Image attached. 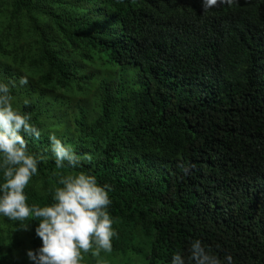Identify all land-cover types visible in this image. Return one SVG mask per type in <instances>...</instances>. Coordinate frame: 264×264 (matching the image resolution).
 I'll use <instances>...</instances> for the list:
<instances>
[{
	"label": "trees",
	"instance_id": "1",
	"mask_svg": "<svg viewBox=\"0 0 264 264\" xmlns=\"http://www.w3.org/2000/svg\"><path fill=\"white\" fill-rule=\"evenodd\" d=\"M13 81L14 109L41 130L28 150L47 157L28 205L81 171L108 186L118 235L81 264H187L194 240L223 264H264V0H0ZM51 134L80 164L56 167ZM20 223L0 214V264H32L42 245L39 221Z\"/></svg>",
	"mask_w": 264,
	"mask_h": 264
},
{
	"label": "clouds",
	"instance_id": "2",
	"mask_svg": "<svg viewBox=\"0 0 264 264\" xmlns=\"http://www.w3.org/2000/svg\"><path fill=\"white\" fill-rule=\"evenodd\" d=\"M234 0H202L206 12L220 4L231 6ZM29 83L26 75L19 78L21 86ZM15 82H0V155L4 169V182L0 184V214L12 221L21 222L24 230H29L30 220H38L36 235L42 245L36 250L28 249L27 258L32 264H81L82 253L91 252L98 256L100 250H112L114 231L113 220L107 211L111 204L107 185L101 186L94 175L83 171L76 175L61 177L54 192V203L50 205L29 206L24 189L33 175L38 172V163L46 160L43 155L29 152L25 136L39 139L41 130L33 125L30 114L22 113L13 107L11 88ZM28 103L27 100L24 102ZM51 152L57 168L65 162L76 167L80 158L70 146H66L55 134L49 136ZM91 159V157H88ZM185 175L195 165H179ZM223 264L221 259L206 250L200 240H194L189 248L187 264ZM225 261L232 264L231 254ZM171 264H186L185 258L176 253Z\"/></svg>",
	"mask_w": 264,
	"mask_h": 264
},
{
	"label": "rangeland",
	"instance_id": "3",
	"mask_svg": "<svg viewBox=\"0 0 264 264\" xmlns=\"http://www.w3.org/2000/svg\"><path fill=\"white\" fill-rule=\"evenodd\" d=\"M13 102H14V101H13ZM54 128H56V127H52V129H54ZM116 264H121V263H120V261L118 260V262H117Z\"/></svg>",
	"mask_w": 264,
	"mask_h": 264
}]
</instances>
